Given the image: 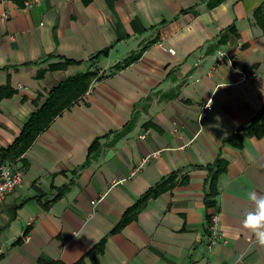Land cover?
<instances>
[{"label":"crops","instance_id":"0c3cea01","mask_svg":"<svg viewBox=\"0 0 264 264\" xmlns=\"http://www.w3.org/2000/svg\"><path fill=\"white\" fill-rule=\"evenodd\" d=\"M24 1L0 0V87L15 92L0 99V146L20 135L39 94L41 102L84 72L101 78L42 132L27 166L17 162L24 181L0 204V264H74L104 237L102 255L85 264H264V247L243 228L255 208L249 194L264 196V136L242 132L241 148L225 142L258 115L264 126V30L254 20L264 0L213 8V0H39L30 9ZM220 51L259 80L237 83ZM66 60L73 64L49 70ZM219 156L227 162L217 180L220 238L208 250L203 167ZM182 170L185 185L109 235L144 192Z\"/></svg>","mask_w":264,"mask_h":264},{"label":"trees","instance_id":"16d2710c","mask_svg":"<svg viewBox=\"0 0 264 264\" xmlns=\"http://www.w3.org/2000/svg\"><path fill=\"white\" fill-rule=\"evenodd\" d=\"M224 0H213L209 2L210 8L220 5ZM254 20L262 30H264V2L254 10ZM147 47L142 48L137 54L130 55L123 63L114 67L115 71L124 70V68L138 61L142 53ZM107 51L99 53L97 56L106 55ZM73 64V61L66 60L64 64L52 65L49 70H56L59 68H66L67 65ZM45 71H38L37 78H42ZM97 72H84L81 75L69 77L67 80L53 86L48 92V96L40 102L42 94H39L37 100L34 102L36 109L28 116L27 121L23 125L20 131V135L12 142V144L6 148L0 146V165L4 162L17 163L23 161L24 165L27 163L24 161V156L34 142L40 137L42 132L49 128L54 120L68 111L71 107L77 104V101L82 98L89 91L91 83L101 77H98ZM15 92L8 87H0V99L10 98ZM244 132L246 136H264V126L261 124V115L256 118L246 127H242L239 131L232 134L227 141L231 144L241 148L243 143ZM121 135V134H120ZM94 143L89 149V152L94 150ZM227 162L222 159L221 156L217 157L213 164L203 167L209 172L208 179L205 182V196L204 206L206 209V222L209 226L211 220L216 213L219 212L218 205V185L217 180L221 174L226 171ZM183 172L176 171L171 173L167 178L162 179L152 188L143 193V195L136 201L134 205L129 207L123 215L121 221L110 231L109 235H115L121 232V230L137 220L138 215L144 210L149 200L156 199L163 193L171 191L177 184L185 185L188 181V176L184 177L181 181H178V176ZM68 187L58 189L57 195L48 203L44 204L46 208H49L50 204L57 201L64 193H66ZM28 230L22 234L24 240L28 234ZM22 239L17 240L16 243H20ZM107 237L101 239L100 242L95 244L87 254L76 261L74 264H85L84 259L89 258L94 263L98 256H101L105 249ZM46 264H63L59 263H46Z\"/></svg>","mask_w":264,"mask_h":264},{"label":"built area","instance_id":"2783aa9c","mask_svg":"<svg viewBox=\"0 0 264 264\" xmlns=\"http://www.w3.org/2000/svg\"><path fill=\"white\" fill-rule=\"evenodd\" d=\"M39 0H25L23 2L26 9H30L38 3ZM170 52H172L170 50ZM218 61L222 64L227 62L228 65L237 72L238 81L240 82H254L258 81L260 74L256 70H243L237 69L233 65V60L231 55L227 52L218 53ZM222 86V85H221ZM215 101L213 95L207 98V100L201 105L199 109L198 124L202 126L205 119L208 117L210 112L214 109ZM24 181L23 177V168L18 167L17 163H8L4 162L0 165V204L5 201V199L13 193L14 190L21 187ZM219 217L218 213L213 216L211 223L209 224V236L207 238V249L210 250L214 245L217 244L218 239L220 238V228H219Z\"/></svg>","mask_w":264,"mask_h":264},{"label":"clouds","instance_id":"9594fccd","mask_svg":"<svg viewBox=\"0 0 264 264\" xmlns=\"http://www.w3.org/2000/svg\"><path fill=\"white\" fill-rule=\"evenodd\" d=\"M249 198L255 203V208L245 216L243 228L251 232L256 245L264 247V196L253 192Z\"/></svg>","mask_w":264,"mask_h":264}]
</instances>
